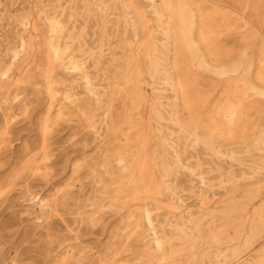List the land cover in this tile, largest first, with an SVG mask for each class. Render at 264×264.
<instances>
[{
  "label": "rangeland",
  "instance_id": "374dc122",
  "mask_svg": "<svg viewBox=\"0 0 264 264\" xmlns=\"http://www.w3.org/2000/svg\"><path fill=\"white\" fill-rule=\"evenodd\" d=\"M0 264H264V0H0Z\"/></svg>",
  "mask_w": 264,
  "mask_h": 264
},
{
  "label": "bare ground",
  "instance_id": "6f19581e",
  "mask_svg": "<svg viewBox=\"0 0 264 264\" xmlns=\"http://www.w3.org/2000/svg\"><path fill=\"white\" fill-rule=\"evenodd\" d=\"M88 2V1H87ZM168 5V4H167ZM45 6V5H44ZM168 6H170V4L168 5ZM126 7V6H125ZM171 7V6H170ZM110 8V7H109ZM171 9V8H170ZM59 10V9H58ZM57 12V11H56ZM170 18V17H169ZM48 25V24H47ZM52 25V24H51ZM201 27V26H200ZM168 29V28H167ZM85 31V30H84ZM169 31V30H168ZM58 33V32H57ZM171 33V32H170ZM184 35V34H183ZM2 39V38H1ZM64 43V42H63ZM133 45V44H132ZM10 47V46H9ZM56 49V48H55ZM57 50V49H56ZM154 50V51H153ZM152 51L153 52H155V53H152V54H154V59H156V61H158L159 62V57L157 56L158 54L156 53V52H158V48L157 47H155L154 49H153ZM160 50V49H159ZM22 51V50H21ZM162 52V51H161ZM5 62V61H4ZM158 62H156L157 64H159ZM161 62V61H160ZM77 65V64H76ZM151 65V64H150ZM181 66H182V64H181ZM168 67V66H167ZM182 70V69H181ZM164 71V69H160V67H155V64L153 63L152 65H151V67L149 68V75H151L153 78L154 77H156V75H158V74H160V73H162ZM161 75V74H160ZM162 77V76H161ZM150 80H152L151 78H149ZM164 80H165V82H163V83H168L169 82V78L166 76L165 78H164ZM159 81V80H158ZM151 82H153V80L151 81ZM161 83V82H160ZM184 95H185V93H184ZM159 98V96H157L156 97V99L153 101V103H152V112H153V114L155 113L159 118L161 117V118H163V116H162V114H161V111H160V109H159V106H158V104H157V99ZM165 98V97H164ZM162 108V107H161ZM156 116V117H157ZM149 134V133H148ZM173 137V136H172ZM172 137H170V135H169V137H166V138H164V141H165V143L166 144H168V145H170V147L171 148H175L176 147V145H175V141H174V138H172ZM195 140V139H194ZM199 142V141H198ZM197 142V143H198ZM184 147V146H183ZM189 147V146H188ZM195 147V146H194ZM170 148V149H171ZM187 148V147H186ZM185 148V149H186ZM196 148V147H195ZM197 149V148H196ZM174 151V150H173ZM189 151V150H188ZM261 152V151H260ZM176 157H177V155H176ZM155 158V157H154ZM203 164V163H202ZM182 167V166H181ZM186 169V168H185ZM196 171V170H195ZM202 171V170H201ZM191 172V171H190ZM244 173V172H243ZM171 174V171H170V168L168 167V165L167 164H163V175H164V177L165 178H168L169 176H171L170 175ZM152 178V177H151ZM203 178V177H202ZM162 179V178H161ZM242 179V178H241ZM166 180V179H165ZM202 180V179H201ZM168 180H166V182H165V185H166V190L168 191V192H170L171 194H175L176 193V191H175V189H174V187L173 186H171L170 185V183L169 182H167ZM253 181V180H252ZM202 185V184H201ZM51 186V185H50ZM163 188V187H162ZM165 189V188H164ZM166 191V192H167ZM183 191V190H182ZM167 192V193H168ZM186 193V192H185ZM200 193V192H199ZM157 194H158V196L159 195H162V189H161V187H158L157 188ZM201 198V197H200ZM203 198V197H202ZM183 202V201H182ZM204 203V202H203ZM172 207V208H171ZM169 206V208H171V209H173V205L172 206ZM180 208V207H179ZM41 210V209H40ZM43 211V210H42ZM179 211V210H178ZM204 214V213H203ZM209 214V213H208ZM150 218V217H149ZM190 221V219H188V222ZM176 226H178V224L176 223L175 224ZM179 228V227H178ZM177 228V229H178ZM155 234V233H154ZM193 235V234H192ZM156 245L157 246H159L160 244H161V241H160V239L159 238H156ZM177 242V241H176ZM232 242V241H231ZM175 243V242H174ZM161 246V245H160ZM176 254V253H175ZM174 254V255H175ZM180 254V253H179ZM183 254V253H182ZM171 255V254H170ZM173 255V256H174ZM178 255V254H177ZM181 255V254H180ZM221 256V255H220ZM196 257V256H195ZM172 258V257H171ZM220 260V259H219ZM170 261V260H169ZM195 261V260H194Z\"/></svg>",
  "mask_w": 264,
  "mask_h": 264
}]
</instances>
